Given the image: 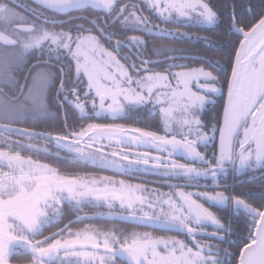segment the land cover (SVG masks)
<instances>
[{"label": "snow or ice", "instance_id": "1", "mask_svg": "<svg viewBox=\"0 0 264 264\" xmlns=\"http://www.w3.org/2000/svg\"><path fill=\"white\" fill-rule=\"evenodd\" d=\"M203 26H225L234 55L174 46L216 47L180 30ZM133 111L144 127L116 122ZM149 175L169 191L132 182ZM14 262L264 264V0H0V264Z\"/></svg>", "mask_w": 264, "mask_h": 264}, {"label": "trees", "instance_id": "2", "mask_svg": "<svg viewBox=\"0 0 264 264\" xmlns=\"http://www.w3.org/2000/svg\"><path fill=\"white\" fill-rule=\"evenodd\" d=\"M214 2H215V0H214ZM219 2L223 3L224 0H219ZM238 2H240L242 4H247L248 0H238ZM237 11L239 13V9ZM145 14H147V13H145ZM153 22L155 23L157 21L153 20ZM180 30L181 31H188L191 34L200 35L202 37H207L210 40L216 41L217 45H216V47L207 48V47H202L201 44L195 43V42H177L174 45L175 47L186 48L195 56H208V57H211L213 60L220 59V57L222 55H224V56H227L229 54L234 55L229 38L225 37L223 35V32L226 31L225 26H221L220 29L213 28L211 30H209L207 28V26L194 27L192 29H180ZM155 43L157 45H159V44H170L171 42L168 40H161V41H156ZM154 59H155V57H154ZM198 66L199 65L196 63H191V62L189 63V67H198ZM220 103H221L220 98H218V99H216L215 106H211V105L209 106L208 111L206 113V118L212 116L219 109ZM136 115L143 116V114H136V112L133 111L132 113H130L127 120H118L116 122L121 123V124H125L127 126L144 127L143 124H135L134 125V120L136 118ZM152 115H154V114H152ZM50 123H53V121H51ZM148 123L154 125L155 121L149 119ZM48 130H51V129H48ZM209 149L211 150V147ZM25 152H27V151H25ZM27 153H29V152H27ZM43 154H44L43 152L41 154L29 153V156H32L33 159L40 160V162H42V163H52L53 158H49L48 156L46 157V154H44V155ZM177 158H178V161H183V159L181 157H177ZM52 166L57 167L61 172L79 171V172H82V174H84L85 172H89V173L92 172L91 169L75 168V167L69 166L63 162L52 163ZM227 182L230 183L231 178H229ZM247 188L251 189L254 193L258 194V190H259L258 183L257 184H249V185H247ZM218 214L224 215L223 211L218 212ZM234 227H235V225H234ZM139 230H149L150 231V229H139ZM156 233L163 234V235H165V234L172 235V233H165V232H156ZM232 240H233V244H232V246H229V251H235L236 250L235 249V242H236L237 238L233 237ZM227 246H228L227 244L224 245V247H227Z\"/></svg>", "mask_w": 264, "mask_h": 264}, {"label": "flooded vegetation", "instance_id": "3", "mask_svg": "<svg viewBox=\"0 0 264 264\" xmlns=\"http://www.w3.org/2000/svg\"><path fill=\"white\" fill-rule=\"evenodd\" d=\"M54 111V110H53ZM51 121H48V120H42L38 125H25L26 127H36L37 130H45L47 125L50 123ZM13 139H15V137H13ZM30 143H39L42 147H46L47 150H48V153H55L57 151L56 147L54 144H45L43 141H31ZM41 154V153H40ZM22 155H24L25 157H28L29 156V153L27 152H23ZM44 155V154H43ZM66 153H63L61 152V156H65ZM49 157V158H53L52 156H49L48 154H46V157ZM32 157V156H31ZM180 162H186L184 159L183 161H180ZM84 169V168H83ZM87 169H91L92 170V174L94 175H113L112 172H109V171H102V170H99V169H95V168H92V167H88ZM81 175L82 172H80ZM117 179H127V177H122V176H116ZM141 180L143 181H146L147 182V186H151V187H154V188H159L160 190H169L164 184H162L160 182V179L155 177V176H141L137 179H133L132 181L133 182H140ZM176 181H173V183H175ZM204 181H202L203 183ZM231 184V183H229ZM202 190V189H201ZM99 211V210H98ZM104 226V227H110L111 225L110 224H104L102 221L101 222H98V226ZM120 226H124V225H120ZM78 227H83V225H78ZM51 230H55L54 228L51 229ZM15 264V262H14Z\"/></svg>", "mask_w": 264, "mask_h": 264}, {"label": "rangeland", "instance_id": "4", "mask_svg": "<svg viewBox=\"0 0 264 264\" xmlns=\"http://www.w3.org/2000/svg\"><path fill=\"white\" fill-rule=\"evenodd\" d=\"M219 97H215V100L216 99H218ZM99 122H111V121H99ZM127 126V125H126ZM211 147V144L209 145V148ZM201 150H203V149H201ZM209 151H211L210 149H209ZM176 159L178 160V158L176 157ZM180 162V161H179ZM230 178V177H229ZM133 182V181H132ZM133 183H135V182H133ZM147 187H149V188H154V187H151V186H147ZM192 190H196V189H192ZM161 191H165V190H161ZM169 191V190H168ZM165 192H167V190L165 191ZM139 230V229H138ZM140 231H144V230H140ZM156 235H163V234H159V233H155ZM165 235H169V234H165Z\"/></svg>", "mask_w": 264, "mask_h": 264}]
</instances>
